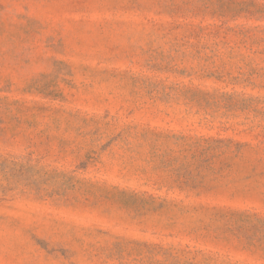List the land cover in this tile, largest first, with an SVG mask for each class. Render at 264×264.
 Returning a JSON list of instances; mask_svg holds the SVG:
<instances>
[{"label": "rangeland", "instance_id": "374dc122", "mask_svg": "<svg viewBox=\"0 0 264 264\" xmlns=\"http://www.w3.org/2000/svg\"><path fill=\"white\" fill-rule=\"evenodd\" d=\"M0 264H264V0H0Z\"/></svg>", "mask_w": 264, "mask_h": 264}]
</instances>
